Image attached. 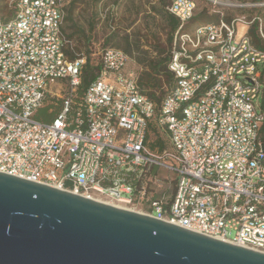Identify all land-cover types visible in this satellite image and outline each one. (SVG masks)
I'll return each mask as SVG.
<instances>
[{
  "label": "built area",
  "instance_id": "2783aa9c",
  "mask_svg": "<svg viewBox=\"0 0 264 264\" xmlns=\"http://www.w3.org/2000/svg\"><path fill=\"white\" fill-rule=\"evenodd\" d=\"M7 4L0 171L264 252V50L249 34L238 37V23L258 22L264 39L261 16H222L186 31L197 0H172L176 85L158 107L115 47L101 52L98 76L79 93L87 55H69L64 0ZM48 105L49 114L60 110L39 119ZM153 125L169 142L150 139Z\"/></svg>",
  "mask_w": 264,
  "mask_h": 264
},
{
  "label": "water",
  "instance_id": "95a60500",
  "mask_svg": "<svg viewBox=\"0 0 264 264\" xmlns=\"http://www.w3.org/2000/svg\"><path fill=\"white\" fill-rule=\"evenodd\" d=\"M0 264H264V252L0 171Z\"/></svg>",
  "mask_w": 264,
  "mask_h": 264
},
{
  "label": "rangeland",
  "instance_id": "374dc122",
  "mask_svg": "<svg viewBox=\"0 0 264 264\" xmlns=\"http://www.w3.org/2000/svg\"><path fill=\"white\" fill-rule=\"evenodd\" d=\"M64 1L65 7H68L71 0ZM157 2L158 0H78L73 13H69L71 19L66 21L64 18L63 26L68 33H74L73 44L81 52L89 56L88 50H92L90 56L94 63L100 60L103 50L115 47L130 53L128 68L139 72L142 68L140 58L155 55L156 46L168 48L169 27L153 11ZM204 7L209 8L210 12H221V16L230 20L235 16L252 19L258 15L264 24V0H197L196 13ZM11 14L7 1L1 2L0 15L9 17ZM67 14L65 11V16ZM249 30V26L238 23V37L248 34ZM150 139L169 142L167 133L158 130L155 125L150 127ZM160 173L162 176L166 174L164 170H160Z\"/></svg>",
  "mask_w": 264,
  "mask_h": 264
},
{
  "label": "trees",
  "instance_id": "16d2710c",
  "mask_svg": "<svg viewBox=\"0 0 264 264\" xmlns=\"http://www.w3.org/2000/svg\"><path fill=\"white\" fill-rule=\"evenodd\" d=\"M7 0H0V3ZM78 0H71L68 7H65L67 15L65 20L71 19V13L76 8V3ZM172 0H158L157 5L153 6V11L155 14L160 15L163 20L167 23L169 27V35L167 39L168 48L155 47V55L149 56L148 58H140L139 62L142 63L141 71L139 74V87L142 93L146 94L152 101H154L158 107H160L168 95V93L175 87L176 80L173 73L168 68V62L170 58V46L173 42V36L175 31L180 25V20L174 16L169 10L168 6ZM70 13V14H69ZM221 12H210L209 8L204 7L200 12L196 13L195 16L185 25L186 31H192L196 27L207 24V23H217L221 19ZM230 20L228 17L226 18ZM64 32L69 38H73L74 33H68L64 28ZM252 39V42L259 48L264 50V39L260 36L258 32V22L250 27L248 32ZM89 51V56L87 55V63L83 68L82 81L79 87V93L83 94L90 83L98 76L101 65L100 60L94 63L90 56L91 49ZM76 52H81L79 47L74 45L73 50H69V55L71 58H75ZM127 52V51H126ZM130 54L129 52H127ZM166 53L165 55H163ZM262 105L264 107V97L262 100ZM52 106L48 105L42 108L37 117L42 120H50L55 114L60 110V106L54 108V113L49 114L48 110ZM261 138L264 139V127L261 131Z\"/></svg>",
  "mask_w": 264,
  "mask_h": 264
},
{
  "label": "bare ground",
  "instance_id": "6f19581e",
  "mask_svg": "<svg viewBox=\"0 0 264 264\" xmlns=\"http://www.w3.org/2000/svg\"><path fill=\"white\" fill-rule=\"evenodd\" d=\"M97 200H99V199H97ZM101 201H104V202H107V203H110V204H113L111 201H108V200H104V199H100ZM118 206H120V207H123V208H127V209H130V208H128V207H124V206H121V205H118ZM132 210V209H131ZM136 211V210H135Z\"/></svg>",
  "mask_w": 264,
  "mask_h": 264
}]
</instances>
